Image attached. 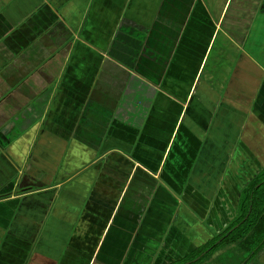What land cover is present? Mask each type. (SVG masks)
Here are the masks:
<instances>
[{
	"label": "crops",
	"instance_id": "crops-1",
	"mask_svg": "<svg viewBox=\"0 0 264 264\" xmlns=\"http://www.w3.org/2000/svg\"><path fill=\"white\" fill-rule=\"evenodd\" d=\"M261 175L264 0H0V264H198Z\"/></svg>",
	"mask_w": 264,
	"mask_h": 264
},
{
	"label": "trees",
	"instance_id": "trees-1",
	"mask_svg": "<svg viewBox=\"0 0 264 264\" xmlns=\"http://www.w3.org/2000/svg\"><path fill=\"white\" fill-rule=\"evenodd\" d=\"M257 183L259 184L260 189L262 191V194L264 196V177L261 178V179H258ZM252 207L253 208L251 209V212L249 213L248 217L244 221H241V219H243V217L245 216V214H244V216L239 221L240 224L238 226H236L233 230L240 228L238 231L241 230L242 231L241 233H243V232L246 233L245 235H240L241 236L240 239H242V241H239V243H241V244L244 243L245 244V242H247V244H252L253 245V249H254L255 245L260 246L261 242L264 243V234H263V237H262L261 240H257L256 241L254 239V233L256 232L255 229H256V227H258L255 222H257V219H259V220L263 219L264 220V207L261 208V209L260 208H255L254 204L252 205ZM246 213H247V210H246ZM234 226H235V224L232 225L231 228H233ZM233 230L230 231L228 234L224 235V239H226V242H233V241L239 240L236 237V235H234ZM214 243L215 242H213V244ZM211 245H209L207 248L204 249V251L206 250L205 254L208 251L212 250Z\"/></svg>",
	"mask_w": 264,
	"mask_h": 264
},
{
	"label": "rangeland",
	"instance_id": "rangeland-1",
	"mask_svg": "<svg viewBox=\"0 0 264 264\" xmlns=\"http://www.w3.org/2000/svg\"><path fill=\"white\" fill-rule=\"evenodd\" d=\"M264 175L258 176L259 179L263 178ZM239 241H242V239L233 241V242H229V243H222L219 240H215L214 244L213 241H210L208 244H212V250L214 249V251L217 248V252L218 255L217 256H213L209 259L208 256H206V254L203 256L204 259L201 260L198 264H241L242 262L240 261V258L242 256V253L245 251V248L243 247L244 243H239ZM214 247V248H213ZM200 250V249H198ZM196 253V251H195ZM195 253H192L191 255L187 256L188 258L193 257L195 255ZM215 253V252H214ZM198 253H196L197 255ZM201 255L203 254L202 252L200 253ZM206 256V257H205ZM202 257V258H203ZM194 258H196L194 256ZM195 263V262H194ZM179 264V263H178Z\"/></svg>",
	"mask_w": 264,
	"mask_h": 264
}]
</instances>
